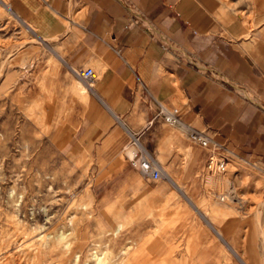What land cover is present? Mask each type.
Returning a JSON list of instances; mask_svg holds the SVG:
<instances>
[{"label": "crops", "instance_id": "obj_1", "mask_svg": "<svg viewBox=\"0 0 264 264\" xmlns=\"http://www.w3.org/2000/svg\"><path fill=\"white\" fill-rule=\"evenodd\" d=\"M12 6L38 31L39 43L27 64L2 76L0 91L17 85L39 103L46 138L61 155L93 162L92 186L107 200L119 198L123 207L134 197L159 202L180 189L174 175L184 196L202 201L213 154L264 169V0H13ZM86 68L94 80L78 74ZM159 104L178 108L179 122L163 121ZM191 129L211 144L192 140ZM140 151L158 164L160 180L131 167L128 153ZM123 228L119 222L107 235Z\"/></svg>", "mask_w": 264, "mask_h": 264}, {"label": "rangeland", "instance_id": "obj_2", "mask_svg": "<svg viewBox=\"0 0 264 264\" xmlns=\"http://www.w3.org/2000/svg\"><path fill=\"white\" fill-rule=\"evenodd\" d=\"M4 1L11 9L0 1V83L39 43L13 0ZM46 136L36 100L17 85L0 91V264H264V169L239 162L224 173L207 169L202 201L184 196L173 175L180 189L123 207L93 188V162L61 155ZM47 233L60 238L61 260L44 262Z\"/></svg>", "mask_w": 264, "mask_h": 264}, {"label": "built area", "instance_id": "obj_3", "mask_svg": "<svg viewBox=\"0 0 264 264\" xmlns=\"http://www.w3.org/2000/svg\"><path fill=\"white\" fill-rule=\"evenodd\" d=\"M80 76H82L87 81H92L96 78V73L91 68H86L80 72H78ZM159 114L162 116L163 121L167 124L174 125L179 122L178 120V108L174 107L170 109L163 104H159ZM190 136L192 140L197 142L203 147H207L211 144V140L208 135H205L201 132H198L194 129H191ZM136 142V140L134 141ZM128 160L134 169H136L142 177H146L152 181H157L161 179L162 171L159 168L158 164L150 158V156L145 153V151H140L138 153L130 152L128 153ZM227 162L222 160L217 155H211L208 163L207 169L213 170L215 172L224 173L227 170Z\"/></svg>", "mask_w": 264, "mask_h": 264}, {"label": "bare ground", "instance_id": "obj_4", "mask_svg": "<svg viewBox=\"0 0 264 264\" xmlns=\"http://www.w3.org/2000/svg\"><path fill=\"white\" fill-rule=\"evenodd\" d=\"M0 1L3 2V4L6 6V8L8 10L11 9L10 2L4 1V0H0ZM208 171H211V170H208ZM211 172H215V171L212 170ZM61 236H62V238H65L63 235H61ZM55 237L60 239L58 236H55V234H53L52 237H51V233H47L46 236L44 237V239L46 241V245H45L46 247L45 246L43 247L42 245H40L39 249H40L41 255L43 256L44 262H48L50 260L52 261L53 259H57L58 257L61 260V258L63 257V255L61 254L62 247L58 246V244L55 242Z\"/></svg>", "mask_w": 264, "mask_h": 264}]
</instances>
